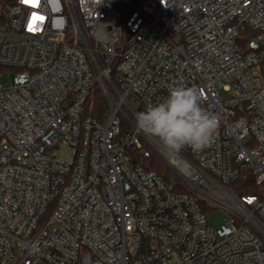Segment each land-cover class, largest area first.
<instances>
[{
    "label": "built area",
    "instance_id": "2783aa9c",
    "mask_svg": "<svg viewBox=\"0 0 264 264\" xmlns=\"http://www.w3.org/2000/svg\"><path fill=\"white\" fill-rule=\"evenodd\" d=\"M263 61L264 0H0V264H264L233 187L264 183ZM174 86L219 117L200 151L136 127Z\"/></svg>",
    "mask_w": 264,
    "mask_h": 264
},
{
    "label": "clouds",
    "instance_id": "9594fccd",
    "mask_svg": "<svg viewBox=\"0 0 264 264\" xmlns=\"http://www.w3.org/2000/svg\"><path fill=\"white\" fill-rule=\"evenodd\" d=\"M202 103L203 95L196 86L171 87L164 100L136 114V127L169 152L186 147L200 151L213 142L219 128V117Z\"/></svg>",
    "mask_w": 264,
    "mask_h": 264
},
{
    "label": "trees",
    "instance_id": "16d2710c",
    "mask_svg": "<svg viewBox=\"0 0 264 264\" xmlns=\"http://www.w3.org/2000/svg\"><path fill=\"white\" fill-rule=\"evenodd\" d=\"M249 36L252 34H248ZM264 66V61L262 62ZM111 77L115 80V74L111 73ZM108 107V101L101 90H98L91 102L90 106V114L96 116L98 118H103ZM144 164L145 166L156 169L159 173L163 174L166 177H170L172 175L169 168H167L162 161H160L159 157L151 156L149 158H140L137 160ZM233 187L235 191L239 194H248V193H256L260 195H264V183L262 186L257 185L252 178H248L247 180H239L233 183Z\"/></svg>",
    "mask_w": 264,
    "mask_h": 264
},
{
    "label": "rangeland",
    "instance_id": "374dc122",
    "mask_svg": "<svg viewBox=\"0 0 264 264\" xmlns=\"http://www.w3.org/2000/svg\"><path fill=\"white\" fill-rule=\"evenodd\" d=\"M6 79H9V77L5 76V80ZM159 159L168 168L164 160H162L161 158ZM170 177H172V175ZM205 212L207 214L208 222L213 226H219L222 223H224L229 215V210L224 207L215 208V209L205 207Z\"/></svg>",
    "mask_w": 264,
    "mask_h": 264
},
{
    "label": "snow or ice",
    "instance_id": "6c2138e0",
    "mask_svg": "<svg viewBox=\"0 0 264 264\" xmlns=\"http://www.w3.org/2000/svg\"><path fill=\"white\" fill-rule=\"evenodd\" d=\"M25 2H28V0H25Z\"/></svg>",
    "mask_w": 264,
    "mask_h": 264
}]
</instances>
